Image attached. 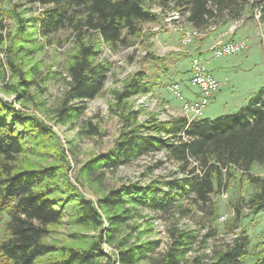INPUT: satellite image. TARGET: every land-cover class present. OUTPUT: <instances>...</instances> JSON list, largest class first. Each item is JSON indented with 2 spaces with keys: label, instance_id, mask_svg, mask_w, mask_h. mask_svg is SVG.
Wrapping results in <instances>:
<instances>
[{
  "label": "trees",
  "instance_id": "trees-1",
  "mask_svg": "<svg viewBox=\"0 0 264 264\" xmlns=\"http://www.w3.org/2000/svg\"><path fill=\"white\" fill-rule=\"evenodd\" d=\"M12 1V0H8ZM43 8L38 17L27 18L15 4L9 9L0 6V44L6 52L5 63L0 61V80L6 70L21 79L14 90L31 100L25 87L22 58L25 46L33 35L48 40L60 31L74 36L75 49L67 65L69 88L57 118L61 122L80 116L84 105H69L74 100L94 99L103 89L109 71L108 63H97L100 42L111 47L126 45L133 36L143 32L144 23L155 22L160 14L152 10L153 3L170 6L179 12L191 27L202 32L221 24L245 17L259 18L264 28V0H39ZM259 4L261 13L254 11ZM13 20L12 29L3 35V19ZM29 29H33L30 31ZM154 34V32H149ZM264 42V38H263ZM165 58L148 52L144 61L157 66ZM156 73V72H155ZM145 68L138 70L115 91V106L122 117L123 129L114 147L87 161L81 173L93 178L102 168H116L141 156L164 150L179 168L182 176L143 185L139 181L122 184L108 190L95 202L86 197L66 178L67 159L57 136L38 116L17 108L0 96V219L8 214L9 237L0 242L1 264H264V248L250 250L251 237L245 227L213 255L188 254L198 241L195 230L173 228L166 250L153 257L160 247L159 239L130 242L117 241L118 259L107 257L101 248L103 234L88 245H57L47 238L52 227L60 224L67 213L78 225L101 229L104 210L108 221L107 239L114 242L116 234L141 209L168 211L182 204L184 196L194 202H211L213 194L228 185L237 174L246 177L252 188L250 197H239L235 220L227 223L226 232L238 228L242 208L247 204L252 213L264 209V175L255 174L256 165H264V88L238 113L215 118L189 120L184 116L161 121L151 116L141 122L138 112L130 108L129 99L151 91L156 83ZM9 86V84H8ZM13 89V85H10ZM7 89V87H4ZM50 156L55 162H45ZM241 187V179H238ZM165 185V188L163 187ZM212 211L217 210L210 203ZM210 235V233H208ZM207 235V236H208ZM201 242H204L202 240Z\"/></svg>",
  "mask_w": 264,
  "mask_h": 264
},
{
  "label": "rangeland",
  "instance_id": "rangeland-1",
  "mask_svg": "<svg viewBox=\"0 0 264 264\" xmlns=\"http://www.w3.org/2000/svg\"><path fill=\"white\" fill-rule=\"evenodd\" d=\"M12 4H15L17 10L28 19L38 17L45 8L39 0H0V6L6 9ZM152 10L160 14L159 19L144 23L143 32L139 36L131 37L128 44L118 43L115 47H111L100 42V53L96 62L109 64L107 80L102 91L94 99L69 102V105L85 106L80 116L73 120L61 122L56 116V111L69 88L70 77L67 65L75 49L74 36L69 31H60L49 40L41 34L33 35V42L25 46L24 54L21 56L22 65L26 79L32 82L28 86L23 84L20 87L27 89L31 100L20 97L14 90V85H19L21 79L19 76H13L6 70V78L0 80L1 97L11 101L17 108L38 116L55 133L67 159L66 178L95 202L108 190L122 184L139 181L147 185L155 179L165 181L176 177L179 171L178 165L168 158L164 150H161L116 168H102L103 173L97 171L93 177H98L97 181L81 173L87 161L114 147L124 127L122 117L115 106V91L123 90L125 83L138 70L146 68L151 73L152 81L156 83L151 91L133 95L129 99L130 108L138 112L139 120L145 122L154 116L158 120L165 121L180 116L181 104L172 97L169 86L174 81H179L182 75L190 73L189 51H193L196 44L205 42L211 34H213V43L225 42L228 35L241 31L242 27L246 23L251 24L253 19L261 24V29L255 36V43L250 50L220 58L215 57L213 52L201 57L203 60L209 59L208 63L205 62L207 69L226 66L224 74L229 78V82L224 84L219 92L220 98L211 99L209 103L208 109L213 111L212 115H209L210 118L238 113L264 88V46L261 40L264 38V28L258 17L247 18L249 14L247 12L245 17L224 24L225 26L219 25L221 26L219 30L216 29L217 25L203 35L195 36L191 42L183 43L180 30L170 25L172 18V21L165 19L173 13V9L168 5L162 7L158 3H153ZM256 13H261L259 4L256 5L254 15ZM184 22L186 27H191L186 19ZM3 24L5 26L3 35H6L12 29L13 20L4 17ZM148 52H155L165 59L157 66L147 63L144 57ZM6 57V52L1 50L0 44V61L5 63ZM215 74L218 75L217 72ZM10 85H13V89ZM5 86L7 89L4 88ZM253 90L256 92L254 96L251 95ZM223 99L229 102L226 103ZM204 116L206 117V113ZM45 162L53 163L55 158L50 156L47 160H43V163ZM253 171L255 174L264 175V165H256ZM180 176H182L181 172L178 174V177ZM237 178L241 179V187ZM237 178H231L227 186L210 194V201L216 205L215 211H212L211 202H194L188 196L181 199V205L177 204L168 211L154 212L141 209L138 215L128 220L116 234L117 239L114 242L107 239L109 224L104 210L100 209L104 219L101 229L78 225L67 213L60 224L52 227L53 230L47 240L57 245L84 246L102 233L103 252L107 257L118 259L117 241L120 239L127 238L130 242L159 239L160 247L157 253L153 254V257H156L166 250L171 241L170 230L176 227L197 231L198 241L194 244V249L189 252L188 259L197 254L208 258L213 255L216 248L224 247L235 237L239 229L245 227L251 237L250 250L253 252L257 247L264 248V209L252 213L251 208L246 204L242 208L243 216L237 221L238 228L234 232H226L227 223L235 220L239 197L242 196L246 200L252 192L245 176L237 174ZM163 187L165 188L164 184ZM9 220L8 214L0 219V242L9 237L7 231ZM202 240L204 242H201ZM254 260L249 258L246 263L251 264ZM149 262L145 260L137 264H149ZM115 264L122 263L118 261Z\"/></svg>",
  "mask_w": 264,
  "mask_h": 264
},
{
  "label": "built area",
  "instance_id": "built-area-1",
  "mask_svg": "<svg viewBox=\"0 0 264 264\" xmlns=\"http://www.w3.org/2000/svg\"><path fill=\"white\" fill-rule=\"evenodd\" d=\"M165 19H170L172 21L170 25L180 30L183 43H189L195 36H201L207 32H202L195 27H186L182 23V17L179 12H173ZM248 47L249 43L246 39H237L216 42L212 46V52L215 57L220 58L238 54L247 50ZM189 84L191 87L198 90L199 96L195 99L185 98L182 85L178 81L171 83L169 89L174 97L181 100L180 116H184L189 120L202 118L212 97L220 89L222 81L208 71L206 63L201 57L194 54L191 56Z\"/></svg>",
  "mask_w": 264,
  "mask_h": 264
},
{
  "label": "crops",
  "instance_id": "crops-1",
  "mask_svg": "<svg viewBox=\"0 0 264 264\" xmlns=\"http://www.w3.org/2000/svg\"><path fill=\"white\" fill-rule=\"evenodd\" d=\"M249 20V19H248ZM253 22L250 23H246V25L244 27H242L241 31H235L234 33L228 35L225 39L226 41H232V40H237V39H246L249 43V47L247 49L250 50L253 46V44L255 43V36L259 34V31L261 29V24L257 23L256 21H254L253 19L251 20ZM224 25V24H223ZM222 26V25H221ZM218 25V27H216L217 30L220 29V27ZM225 26V25H224ZM216 33V32H214ZM263 41V39H261ZM213 41V34H211L209 36V38L206 39L205 42L201 43V44H196L194 49H192L193 51H189L190 55H198L199 57H202L203 55H208L207 53H211L212 52V46L215 44L212 42ZM263 46H264V42H262ZM206 63L209 62V59H205L204 60ZM226 66H221L220 68L216 69V68H208V71L210 73H212L213 75H215L219 80L222 81V85L219 89V91H217L214 96L212 97V100L214 98L218 99L220 97H218L219 92L221 91L222 87L224 86V84L229 82V78L226 74H224ZM215 72L218 73V75L215 74ZM181 81V85L183 88V92H184V96L187 99H195L199 96L198 90L191 87L189 84V73H187V75H182L181 77H179V81ZM175 82V81H174ZM252 96L255 95V90H253L251 92ZM172 97L174 99H176L180 104H181V100L177 99L176 97H174L173 93H171ZM251 96V97H252ZM226 103L229 102V100L227 101V99H223ZM209 106V105H208ZM208 106L204 112V115L206 113V117L203 115L202 118H210L209 115H212L213 111L208 109ZM220 116V115H219Z\"/></svg>",
  "mask_w": 264,
  "mask_h": 264
}]
</instances>
